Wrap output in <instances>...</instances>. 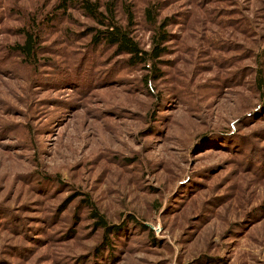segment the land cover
Returning <instances> with one entry per match:
<instances>
[{
	"label": "rangeland",
	"instance_id": "obj_1",
	"mask_svg": "<svg viewBox=\"0 0 264 264\" xmlns=\"http://www.w3.org/2000/svg\"><path fill=\"white\" fill-rule=\"evenodd\" d=\"M92 1L145 50L159 7L160 78L79 11L0 0V264H264V0ZM28 23L33 64L9 49Z\"/></svg>",
	"mask_w": 264,
	"mask_h": 264
},
{
	"label": "trees",
	"instance_id": "obj_2",
	"mask_svg": "<svg viewBox=\"0 0 264 264\" xmlns=\"http://www.w3.org/2000/svg\"><path fill=\"white\" fill-rule=\"evenodd\" d=\"M55 1L52 13L67 15L70 10H75L94 23V26L86 29L89 45L93 49L112 50L114 57H123V64L128 68L142 67L147 73L144 79L146 86L160 78V72H158L157 68L161 63V58L167 53L165 45L170 40L171 34L164 30L167 24L157 22L158 15H156L155 9H159V7L152 5L145 10L148 22L153 27L150 47L148 50H145L135 40L130 30L134 19L129 8L125 9L128 25H122L117 18L115 5L112 1H108L105 4L92 0ZM54 18L47 21L51 22ZM31 21L34 24V19ZM32 24L28 23V26L21 30L22 42L16 43L9 48L11 53L18 55L24 61L31 64L35 63L34 60L38 57L42 37L41 30L35 29ZM258 84L261 87L263 82L259 80ZM87 206L91 209L92 219L96 222L95 225L103 231V244L110 241L107 238L109 235L119 236L123 225L109 224L96 208H93L91 204H87ZM129 221L132 224L137 223L132 219Z\"/></svg>",
	"mask_w": 264,
	"mask_h": 264
}]
</instances>
